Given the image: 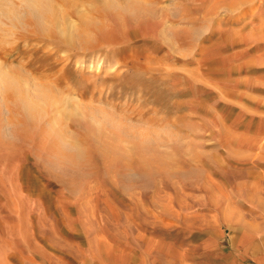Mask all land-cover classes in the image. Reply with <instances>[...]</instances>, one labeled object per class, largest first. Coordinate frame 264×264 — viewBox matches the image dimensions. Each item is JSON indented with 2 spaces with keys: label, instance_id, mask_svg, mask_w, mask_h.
<instances>
[{
  "label": "rangeland",
  "instance_id": "374dc122",
  "mask_svg": "<svg viewBox=\"0 0 264 264\" xmlns=\"http://www.w3.org/2000/svg\"><path fill=\"white\" fill-rule=\"evenodd\" d=\"M131 1L36 0L51 32L0 14V69L32 81L0 87V264H138L249 238L247 208L264 206V0H159L135 19ZM62 96L96 109L69 117L50 106Z\"/></svg>",
  "mask_w": 264,
  "mask_h": 264
},
{
  "label": "bare ground",
  "instance_id": "6f19581e",
  "mask_svg": "<svg viewBox=\"0 0 264 264\" xmlns=\"http://www.w3.org/2000/svg\"><path fill=\"white\" fill-rule=\"evenodd\" d=\"M6 1V4L4 5H2V8L0 7V14L2 15L1 17H3V18H5V19H9L11 22H14V23H18V25H20V26H22V27H24L25 25H27V23L28 22H30L31 21V19L32 18H35L36 20H38V23L40 24V27L42 28V29H44L45 31H47V30H49L48 32H51L50 31V26H48L47 25V23H46V21H45V16H44V9H43V7L42 6H39V4L36 2V0H20L19 2H20V4H18V5H15L14 3H13V0H3L2 2H5ZM134 1V0H133ZM173 1V0H172ZM114 1H112V3H113ZM141 2V3H140ZM157 2V3H156ZM159 0H146V2H144V0H137V2L135 3V2H133L132 3V1H131V3L130 4H126V7L124 8V11L131 17V18H133V19H135V18H137V16H138V14L140 13V15L141 14H143V15H146V16H148L149 14H153V16H155L156 15V9H154V7L156 6V5H159ZM174 6H176V5H174ZM113 7H115L114 5H113ZM119 7V6H118ZM171 9V8H170ZM170 9H169V11H170ZM174 10H176V8L174 7ZM231 10V9H230ZM4 11H6V12H4ZM194 13V12H193ZM177 14V13H176ZM180 14V13H179ZM9 15V16H8ZM171 15H173V14H171ZM190 15V14H189ZM170 17V16H169ZM116 18V17H115ZM173 18V17H172ZM175 18V17H174ZM169 19V18H168ZM167 19V17L166 18H163L162 19V22H161V24L163 25V32H166V33H168V27H167V24H169V22H171V21H169ZM182 19V18H181ZM186 19H187V22L189 23L190 22V24L192 25V24H194L193 23V19L189 16V18L186 16ZM172 20V19H171ZM196 20V19H195ZM161 21V20H160ZM172 22H175V20L173 21L172 20ZM179 22V21H178ZM160 23V22H159ZM177 23V22H176ZM175 23V24H176ZM174 24V23H173ZM177 24H179V23H177ZM181 24V23H180ZM16 25V24H15ZM18 25H16V26H18ZM160 26V25H159ZM173 26H175V25H173ZM100 27V26H99ZM187 27H189V26H187ZM194 27V26H193ZM26 26L24 27V29L26 30ZM23 29V30H24ZM28 29V28H27ZM53 29V28H52ZM55 29V28H54ZM56 30V29H55ZM29 31V30H28ZM45 31H43V32H45ZM161 31V32H162ZM10 33L11 34H15L14 33V30H12V31H10ZM31 33V32H30ZM57 33V32H56ZM170 35L172 34L171 33V31H170V33H169ZM105 38V37H104ZM112 39V38H111ZM134 52H136V51H134ZM128 53V52H127ZM142 53H143V51H142ZM113 54V53H112ZM138 54V53H137ZM144 55V54H143ZM109 57V56H108ZM119 58V57H118ZM123 58V57H122ZM131 58H133V57H131ZM131 58H130V60H131ZM143 58V57H142ZM126 59V58H125ZM135 59V58H134ZM140 59V58H139ZM138 59V60H139ZM118 60V59H117ZM127 60H129V58L127 59ZM129 60V61H130ZM120 61H121V59H120ZM132 61V60H131ZM137 61V60H136ZM146 61V60H145ZM158 61V60H157ZM142 63V62H141ZM158 63H160V62H158ZM128 64V63H127ZM135 64H137V68L134 70V71H136V70H141L142 68H143V65L144 64H141V65H139V63L137 62V63H135ZM111 65H113V64H111ZM133 65V64H132ZM158 65V64H157ZM156 65V66H157ZM160 65V64H159ZM23 66H25V68L26 69H29V68H31L32 66H33V64L31 63V62H27L26 61V63L23 65ZM99 66H100V64H99ZM114 66H115V64H114ZM117 66H119V64H117ZM142 66V67H141ZM155 66V65H154ZM128 67V66H127ZM131 67V66H130ZM133 67V66H132ZM131 67V68H132ZM144 67H146V71H147V68H151V66L150 65H148V64H146V66H144ZM117 68V67H116ZM119 68V67H118ZM105 69V68H104ZM119 69H121V68H119ZM127 69V68H126ZM125 69V70H126ZM163 69V68H162ZM168 69H172V68H168ZM195 69V68H194ZM118 70V69H117ZM149 70V69H148ZM167 70V69H166ZM169 71H171V70H169ZM98 71H96V73H97ZM102 72V71H101ZM116 72V71H115ZM129 72V71H128ZM149 72H151V71H149ZM168 72V71H167ZM28 74V76H29V74H32V71H28L27 72ZM126 73H127V71H126ZM125 73V74H126ZM135 73V72H134ZM200 73V72H199ZM103 74V73H102ZM102 74H96V75H94V79L95 80H98V79H101V81H102V84H106L107 82H109L110 81V83H111V81H117V80H123V79H125L124 78V75H123V72H116L114 75H112V76H108V78L106 77H103V78H100L101 77V75ZM106 74H104V76H105ZM130 75V74H129ZM146 75V74H145ZM168 75H169V73H168ZM174 75V74H173ZM200 75V74H199ZM139 77V76H138ZM168 77V76H167ZM133 78V77H132ZM58 80L59 79H64V75L62 74L60 77H58L57 78ZM56 79V80H57ZM127 79H128V76H127ZM129 79H130V77H129ZM94 80V81H95ZM135 81H137L136 79H135ZM32 81H30L29 79H27V77L26 78H20V77H15V76H12V75H9L6 71H3V70H1L0 69V87H2V88H9V89H17V88H22V87H28V86H30V85H32V83H31ZM100 82V81H99ZM143 82V81H142ZM57 83V82H56ZM131 83V82H130ZM35 84V83H34ZM109 84V83H108ZM96 85V84H95ZM125 85V84H124ZM90 86V85H89ZM122 87V86H121ZM66 88V87H65ZM64 88V89H65ZM92 88V87H91ZM25 89V88H24ZM40 89V88H39ZM39 89H37V90H39ZM97 89V88H96ZM91 90V89H90ZM102 90H105L106 91V98H114V90H115V87H114V85H107V86H104V87H100L99 88V93H100V95H101V93H104V91H102ZM132 90V89H131ZM155 90V89H154ZM11 91V90H10ZM28 91V90H27ZM40 92V91H39ZM63 92H64V90H63ZM71 92V91H70ZM65 93V92H64ZM69 93V92H68ZM73 93V92H72ZM92 94H90L91 96H90V98L91 99H94V97L96 96V94H95V92H93V90H92V92H91ZM53 94V93H52ZM138 94V93H137ZM62 95V94H61ZM60 95V96H61ZM67 95V94H66ZM88 95V94H87ZM35 96V95H34ZM36 96H38V95H36ZM70 96V95H69ZM142 96V95H141ZM43 97V96H42ZM80 97V96H79ZM97 97V96H96ZM143 97V96H142ZM89 98V99H90ZM98 98V97H97ZM85 99V98H84ZM96 99V98H95ZM136 99V98H135ZM24 100V99H23ZM76 100V99H75ZM82 100V99H81ZM97 100V99H96ZM133 100V99H132ZM100 101V100H99ZM139 102V101H138ZM30 103V102H29ZM34 103H36V102H34ZM33 103V104H34ZM39 103V102H38ZM102 103V102H101ZM105 103V102H104ZM132 103H134V102H132ZM131 103V104H132ZM141 103V102H140ZM46 104V103H45ZM130 104V103H129ZM138 104V103H137ZM59 105H61V106H59ZM133 105V104H132ZM131 105V106H132ZM140 105V104H139ZM184 105V104H183ZM50 106L51 107H56L57 109H58V106L59 107H62V108H60V109H58V111L59 112H61V113H64V114H67L69 117H77L78 119H81V118H85V116L87 115V111H91V110H94V109H96V108H94V107H92L91 105H83V104H81V102H78V101H73V100H71V98L70 97H66V96H62V97H60V98H58L57 99V97L56 98H53V97H51V102H50ZM177 106H179V105H177ZM23 107L25 108V111L26 112H31L32 111V107L30 106V105H27L25 102H23ZM129 107V106H128ZM137 107V106H136ZM140 107V106H139ZM142 108V107H141ZM147 108H148V106H147ZM168 108V107H167ZM98 109V108H97ZM139 110V112H140V108H138ZM143 109V108H142ZM166 109V108H165ZM99 111H97V112H100V111H102V110H100V109H98ZM144 110V109H143ZM142 110V111H143ZM149 110V109H148ZM208 110V109H207ZM95 111V110H94ZM137 111V112H138ZM145 111H147V110H145ZM151 111V110H150ZM142 113H144V111L142 112ZM155 113V112H154ZM137 114V113H136ZM148 114V113H147ZM149 115V114H148ZM146 116V115H145ZM152 116V115H151ZM165 117V116H164ZM143 118V117H142ZM154 118V117H153ZM167 118V117H166ZM182 118H184V117H182ZM146 119H147V117H146ZM151 119V118H150ZM178 119L180 120V117H178ZM171 120V119H170ZM177 120V119H176ZM178 120V121H179ZM159 121V120H158ZM111 122V121H110ZM173 122V121H172ZM107 123V122H106ZM149 123V122H148ZM147 123V124H148ZM151 123V122H150ZM168 123V122H167ZM179 123V122H178ZM168 124H170V123H168ZM174 126H175V124L174 123H172ZM106 126V125H105ZM108 126V125H107ZM110 127V126H109ZM108 127V128H109ZM171 127V126H170ZM175 128H176V126H175ZM172 129V128H171ZM167 130V129H166ZM168 131V130H167ZM177 131V130H176ZM175 134V133H174ZM179 134V133H178ZM174 136H177V134L176 135H174ZM240 209V208H239ZM167 248H168V246H167ZM164 249V248H163ZM159 250V249H158ZM162 251V250H161Z\"/></svg>",
  "mask_w": 264,
  "mask_h": 264
},
{
  "label": "crops",
  "instance_id": "0c3cea01",
  "mask_svg": "<svg viewBox=\"0 0 264 264\" xmlns=\"http://www.w3.org/2000/svg\"><path fill=\"white\" fill-rule=\"evenodd\" d=\"M245 200H243L244 202ZM264 202V200H261ZM248 202V201H247ZM244 204V203H243ZM245 207V205H244ZM249 209L254 214V221L246 219L249 225L243 231L249 236L243 242L236 243L235 248H224L222 245H216V248H196L197 246H179L177 258H166L165 260H154L149 258V254L143 253V258L138 264H264V206L258 211ZM251 218V217H250ZM242 234V233H241ZM260 236V237H258ZM261 239V242L257 240ZM207 247V246H203ZM196 250L197 253H192ZM199 252V253H198ZM146 253L147 257H144ZM127 264H137L126 262ZM70 264H107V262H96L94 260L74 259Z\"/></svg>",
  "mask_w": 264,
  "mask_h": 264
}]
</instances>
